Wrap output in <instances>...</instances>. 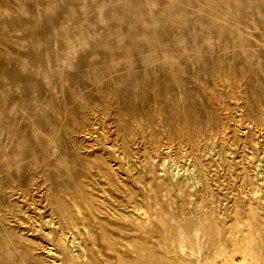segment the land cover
<instances>
[{"label":"rangeland","instance_id":"obj_1","mask_svg":"<svg viewBox=\"0 0 264 264\" xmlns=\"http://www.w3.org/2000/svg\"><path fill=\"white\" fill-rule=\"evenodd\" d=\"M0 255L264 264V0H0Z\"/></svg>","mask_w":264,"mask_h":264},{"label":"bare ground","instance_id":"obj_2","mask_svg":"<svg viewBox=\"0 0 264 264\" xmlns=\"http://www.w3.org/2000/svg\"><path fill=\"white\" fill-rule=\"evenodd\" d=\"M7 255V254H6ZM4 256V255H3ZM9 258V257H8ZM10 260V259H9ZM4 261L2 255H0V264H2V262Z\"/></svg>","mask_w":264,"mask_h":264}]
</instances>
